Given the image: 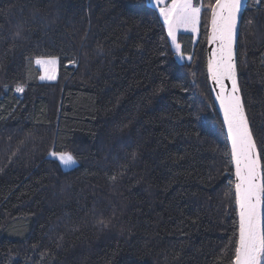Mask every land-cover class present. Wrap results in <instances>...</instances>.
<instances>
[{
  "label": "trees",
  "instance_id": "trees-1",
  "mask_svg": "<svg viewBox=\"0 0 264 264\" xmlns=\"http://www.w3.org/2000/svg\"><path fill=\"white\" fill-rule=\"evenodd\" d=\"M196 1L181 60L151 0H0V264H233L234 167L207 70L216 0ZM238 70L264 165V0L243 16Z\"/></svg>",
  "mask_w": 264,
  "mask_h": 264
},
{
  "label": "snow or ice",
  "instance_id": "snow-or-ice-1",
  "mask_svg": "<svg viewBox=\"0 0 264 264\" xmlns=\"http://www.w3.org/2000/svg\"><path fill=\"white\" fill-rule=\"evenodd\" d=\"M167 24V35L178 56H182L181 45L177 42V29L191 26L196 31L201 7L194 6L193 0H171L167 6H160L165 0H152ZM242 0H216L211 8L212 35L218 48L208 62L211 78L219 85L217 99L223 109L224 123L231 138V155L235 161V195L239 205V238L234 248L233 264H264V227L261 224V203L264 198V174L261 173L260 155L256 150L244 102L237 84V70L234 60L233 43L236 36L237 15L241 11ZM55 63V61H49ZM41 63L40 60L36 61ZM55 79V76H49ZM231 81L228 90L224 80ZM22 92L23 87H17ZM64 167L75 163L68 153H51Z\"/></svg>",
  "mask_w": 264,
  "mask_h": 264
},
{
  "label": "water",
  "instance_id": "water-1",
  "mask_svg": "<svg viewBox=\"0 0 264 264\" xmlns=\"http://www.w3.org/2000/svg\"><path fill=\"white\" fill-rule=\"evenodd\" d=\"M249 1L250 0H242L241 11L237 15L236 36H235L234 43H233L234 60H235V63H236V70H237V84H238V87L240 88V94L242 96L243 102H244V98H243L242 89H241V85H240L239 70H238V49H239V39H240V34H241L242 19H243V16L245 14V11H246V8L248 6ZM211 15H212V12H211ZM211 35H212V27H211V18H210L208 44H207V70H208V62H209L210 59H212V53L215 52L217 50V48H218V42L217 41H212L210 39ZM208 77H209V82H210L213 98H214V101H215V105H216V108H217V110H218V112L220 114L221 120H222V122L224 124L226 136H227L230 148H231V138H230V136L228 134L227 125L224 123L223 109L221 108L220 102L217 99V94L220 92V88H219V85L212 80L211 74L209 73V71H208ZM224 83H225L226 88L228 90H230L231 89V81L228 80V79H225ZM244 108H245V114H246L247 120L249 122V126H250L251 131H252V127H251L249 116L247 114L245 103H244ZM252 134H253V138H254V140L256 142L257 153L260 155L261 173L264 174V165H263L260 149L258 147V144H257V141H256V138L254 136L253 131H252ZM232 161H233L234 177H235V184H236V183L239 182V179L236 176L235 161H234L233 158H232ZM237 210H238V218H239V205H238V203H237ZM260 212H261V224H262V227H264V198H262Z\"/></svg>",
  "mask_w": 264,
  "mask_h": 264
},
{
  "label": "rangeland",
  "instance_id": "rangeland-1",
  "mask_svg": "<svg viewBox=\"0 0 264 264\" xmlns=\"http://www.w3.org/2000/svg\"><path fill=\"white\" fill-rule=\"evenodd\" d=\"M152 1V0H151ZM171 0H168L166 1L165 0V3L162 5V6H167L169 3H170ZM153 3V2H152ZM215 4V3H214ZM214 6V5H213ZM197 7H201V10H202V6L199 5ZM200 17H201V13H200ZM199 27H200V19H199V23L196 25V28L197 30L196 31H193L191 26H188V27H185V29H189L190 31L192 32H186V33H192L193 36H194V40H197L198 36H199ZM179 32H180V29L178 28L177 29V42L181 45L180 41H179ZM171 39V38H170ZM172 42V41H171ZM173 45V44H172ZM173 47L175 48V46L173 45ZM181 50H182V45H181ZM182 53V51H181ZM179 59L183 60L184 58L187 59V60H190V56H186V55H183L182 53V56H178ZM37 60H40L41 63H39L38 65L41 67L42 69V74H41V78L43 80H48V81H52V80H55L57 79L58 77V74H59V59L56 58V57H45V58H38ZM55 61V63H50L49 61ZM49 76H55V79H49L48 77ZM55 152V151H53ZM52 152V153H53ZM57 154H59L58 152H55ZM69 154V153H68ZM73 157V156H72ZM74 158V157H73ZM74 161L75 163L71 166V168L73 166H75L77 164V160L74 158ZM64 167V166H63ZM64 168H69V167H64Z\"/></svg>",
  "mask_w": 264,
  "mask_h": 264
},
{
  "label": "crops",
  "instance_id": "crops-1",
  "mask_svg": "<svg viewBox=\"0 0 264 264\" xmlns=\"http://www.w3.org/2000/svg\"><path fill=\"white\" fill-rule=\"evenodd\" d=\"M166 1H168V0H166ZM170 3H171V1H170ZM170 3H169V4H170ZM193 4H194V6H199V5H201V4L198 3L196 0H193ZM160 6H162V5H160ZM201 12H202V10H201ZM200 22H201V17H200ZM179 29H180L179 34H180V33H183V32H192V31H190L189 29H185L184 26H180ZM199 31H200V27H199ZM192 33H193V32H192Z\"/></svg>",
  "mask_w": 264,
  "mask_h": 264
}]
</instances>
